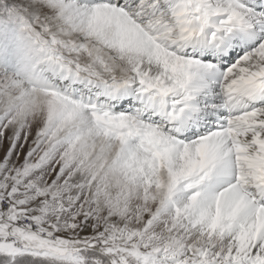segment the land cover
Here are the masks:
<instances>
[{
  "label": "snow or ice",
  "instance_id": "6c2138e0",
  "mask_svg": "<svg viewBox=\"0 0 264 264\" xmlns=\"http://www.w3.org/2000/svg\"><path fill=\"white\" fill-rule=\"evenodd\" d=\"M0 264H264V0H0Z\"/></svg>",
  "mask_w": 264,
  "mask_h": 264
}]
</instances>
